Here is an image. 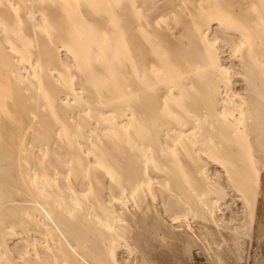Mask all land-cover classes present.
<instances>
[{
  "label": "bare ground",
  "instance_id": "obj_1",
  "mask_svg": "<svg viewBox=\"0 0 264 264\" xmlns=\"http://www.w3.org/2000/svg\"><path fill=\"white\" fill-rule=\"evenodd\" d=\"M198 251L264 264V0H0V264Z\"/></svg>",
  "mask_w": 264,
  "mask_h": 264
},
{
  "label": "rangeland",
  "instance_id": "obj_2",
  "mask_svg": "<svg viewBox=\"0 0 264 264\" xmlns=\"http://www.w3.org/2000/svg\"><path fill=\"white\" fill-rule=\"evenodd\" d=\"M200 254H202V255H200ZM194 255H195V258L194 259H191V262L194 261V264H207L209 262L208 259H207V256L204 255L201 251L195 252ZM208 264H210V263H208ZM251 264H252V262H251Z\"/></svg>",
  "mask_w": 264,
  "mask_h": 264
}]
</instances>
